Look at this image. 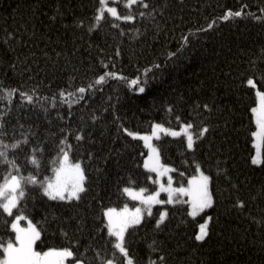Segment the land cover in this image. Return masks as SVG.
Here are the masks:
<instances>
[{"label": "trees", "instance_id": "1", "mask_svg": "<svg viewBox=\"0 0 264 264\" xmlns=\"http://www.w3.org/2000/svg\"><path fill=\"white\" fill-rule=\"evenodd\" d=\"M141 4L138 0L132 5L134 22L105 13L89 32L98 0H0V139L11 143L28 132L30 141L9 148V158L17 159L24 176L32 172L40 180L54 177L64 136L71 145L69 159L80 160L87 177L79 200H53L39 186L26 185V198H20L12 214L0 209V241L14 240L11 220L23 212L41 230L34 244L37 251L70 246L75 240L79 246H71L77 258L84 253L89 264H100L96 252L103 256L112 251L101 208L134 207L138 202L122 192L125 186L144 188L145 193L156 189L154 173L143 166L144 141L123 128L144 133L154 121L171 128L181 122L197 128L208 123L204 136L193 129L194 149H187L183 135L161 134L152 143L161 163L171 165L174 186L185 185L195 174L193 158L202 164L212 177L214 206L191 216L182 201L169 203L161 194L164 203L153 204L152 213L126 231L130 255L134 264L156 261L162 253L167 264H264L261 235L252 221L264 215V198L259 197L264 138L261 163L254 164L255 123L249 112L255 90L264 91V0H148L147 9ZM116 6L126 14L123 0ZM229 9L233 14L220 19ZM142 11L152 15L141 17ZM78 19L84 20L83 27L75 23ZM7 32L19 39L8 37L5 44ZM102 71L120 75L77 93L74 104L52 100L58 88L74 91ZM249 76L253 85L246 83ZM131 79L137 83L129 84ZM5 87L29 94L35 88L46 99L21 100L19 92L9 99ZM76 131L83 137L79 141ZM32 148L38 169L26 160ZM6 171L7 164L0 163V180ZM237 194L247 201L243 211L232 207ZM254 195L257 199H250ZM164 209L168 215L156 225ZM209 215L211 235L196 241L198 225Z\"/></svg>", "mask_w": 264, "mask_h": 264}, {"label": "snow or ice", "instance_id": "2", "mask_svg": "<svg viewBox=\"0 0 264 264\" xmlns=\"http://www.w3.org/2000/svg\"><path fill=\"white\" fill-rule=\"evenodd\" d=\"M118 0H98L99 6L94 10L93 20L88 27L90 32L92 28H95L100 21L104 18L105 13L110 14L112 18L120 21H135L136 12L132 9L133 4H137L138 0H123L124 7L127 9L126 14H121L118 11L117 5ZM141 6L144 9L149 7L148 0H142ZM153 9V13H154ZM152 15V13L139 12L141 17L145 15ZM232 10H226L225 15L220 17V19H227L229 15H232ZM236 16L242 15L241 11H236L234 13ZM78 27L84 26V20L78 19L75 21ZM115 27H119L118 24H114ZM209 23L206 27H211ZM11 37L13 39H19L13 32L6 33L5 44L8 43L7 38ZM186 37L182 36L181 39ZM117 54L118 51H117ZM172 55V53H169ZM104 64V61L101 60ZM119 73L113 71H102L99 74L93 76L92 81H90L86 86L81 85L76 87L74 91H67L65 88H58L56 93L52 95V100H62L69 104H74L76 102L73 99L77 93L83 94L88 89H93L105 81L106 77H119ZM264 77V73H261ZM129 84H136V79H131L128 81ZM246 83L248 85H253L254 80L252 76H249ZM4 93L8 94L9 99H11V94L19 92L21 100H26L33 103H38L39 100H45V97H38V93L35 88L32 89V94L27 91L20 92L18 88H3ZM137 91H143V87L137 88ZM38 97V99H34ZM256 101L253 106L249 108L251 113V119L254 120L255 130L251 132L252 137L264 138V91L255 92ZM67 98V100H65ZM83 99L81 95L78 97ZM209 104L205 103L203 105L204 109H208ZM59 115V114H58ZM71 115V112H69ZM4 116L3 112H0V117ZM64 119L63 116L59 117ZM92 119H96L95 116ZM180 120V117H177ZM0 125H3V121H0ZM23 127V125H21ZM15 128V126H13ZM210 128L208 123H203L199 128L196 127L193 122H181L179 128L166 127L163 123L152 122L150 132H139L130 131L128 128H123V131L129 136L135 138L140 137L144 144L148 148V155L144 158V167L155 172V183L159 185L156 191L149 195H144V188H133L125 186L122 189L123 193L128 196L133 197L136 200L142 202V206L137 205L135 208L129 209L128 205L125 204L122 208L115 207H102L100 218L104 220V225L107 230V240L111 244L112 251L110 254L100 255V252H96V256L99 258L100 264H134V258L130 255L129 247L127 246L126 231L130 226L138 225L141 222L143 212L146 210L149 214L152 213L153 204H163L164 202L158 199V194L160 192H166L168 195L169 203H176L178 200L182 201L186 206L189 215L197 216L198 213H202L206 209H210L215 204V192L211 187L212 177L207 174L202 167V164L198 162L195 158L191 163L195 166L193 175L188 176L187 185L181 184L176 187L173 185V177L168 175L167 184L161 182V177L167 175L171 170V165L161 163L160 152L158 148L152 143L153 137H159L161 132L168 133L172 137H178L183 134L185 138L187 149L195 148V140L197 139L196 133L193 129H196L199 136H204ZM68 131H71L69 129ZM6 135V134H5ZM75 138L79 141L81 140V131L75 132ZM23 142L24 145H29V133L25 132L21 134L20 139H13L11 143L4 139H0V163L7 164V171L4 173L3 179L0 180V209L4 213L12 214L13 210L18 207V201L21 197L26 198V185H36L39 186V190L48 198L60 201H70L73 198L77 200L80 199V194L85 191V182L87 180L86 170L82 166L80 160H76L74 163L69 160V151L71 145L67 143V139L61 136L59 143L64 145L63 148L59 149L57 155L58 166L53 167L54 177H45L43 180L38 179V174H33L30 172L27 176L21 173V165L17 163L15 157L9 158L8 149H17L19 145ZM42 151V149H41ZM36 149L32 148L31 154L26 155V160L30 161L36 168H39L40 161L37 157ZM91 156V153L88 154ZM254 164H259L261 161L257 159L255 155L251 157ZM187 163V161H186ZM218 171H221L218 169ZM148 179H152L151 176ZM226 179L230 177L226 176ZM233 188L236 187L235 184L232 185ZM187 195V200H184V195ZM259 197L264 198V186H261L259 191ZM252 200H256L257 196L250 197ZM247 201L237 194L233 200L232 207L236 208L238 211H243L247 207ZM168 215L167 210H161L159 212V217L156 219V225H161ZM245 215H248L245 213ZM23 216V212L20 215H16L14 219L11 220L10 227L15 230L14 240L9 238L6 242L0 241V250H2V255H0V264H65L67 258H71V264H89V262L84 259V253L80 254V258H77L76 252L73 250L71 245H76L78 242L73 240L70 242V246L66 247H49L44 251H37L34 248L35 242L41 237V230L37 227L35 223L27 216H23L27 220V226L22 227L18 221ZM212 216L204 217L203 221L199 224V230L195 233V240L199 242L205 241L210 237L212 229L210 221ZM253 223L256 225L258 232L261 235V240L259 241L261 246V251H264V215H261L259 219L252 217ZM253 239H255L253 237ZM119 254V255H118ZM148 264H167L166 256L162 253L157 257L156 261L149 260Z\"/></svg>", "mask_w": 264, "mask_h": 264}, {"label": "rangeland", "instance_id": "3", "mask_svg": "<svg viewBox=\"0 0 264 264\" xmlns=\"http://www.w3.org/2000/svg\"><path fill=\"white\" fill-rule=\"evenodd\" d=\"M256 91H258V89H256L255 90V92ZM167 127V126H166ZM171 128V127H170ZM179 127H177V129H178ZM151 131V130H150ZM149 131V132H150ZM161 134H168V133H164V132H161L160 133V135ZM170 135V134H169ZM181 135H183V134H181ZM155 138H157V137H153L152 139H155ZM261 140H262V138L261 137H253V146H254V152H253V155H255L256 157H257V159H259L260 160V157H261ZM155 145V144H154ZM146 148H147V146H146ZM148 155V148H147V153H146V156ZM252 155V156H253ZM145 156V157H146ZM70 160V159H69ZM70 162H72V163H74L73 161H71L70 160ZM148 170H150V169H148ZM150 171H152V170H150ZM153 173H154V179H155V172L154 171H152ZM168 175H171V170L168 172V174L167 175H164V176H162L160 179H161V182L162 183H164V184H167V177H168ZM185 185H187V182H186V184ZM157 187H159V185L158 184H156V189H157ZM176 187H178V186H176ZM156 189L154 190V191H156ZM153 191V192H154ZM152 193V192H151ZM151 193H143L144 195H149V194H151ZM161 194H164L165 195V197H166V200L168 201V195H167V193L166 192H160L159 194H158V199L159 200H163L162 198H161ZM130 198H132V199H134L133 197H131V196H129ZM184 197H186V200H187V195L185 194L184 195ZM134 200H136V199H134ZM138 203L134 206V207H129V209H132V208H135L137 205H140V206H142L143 207V205H142V202L141 201H139V200H136ZM120 208H122V207H120ZM117 209H119V208H117ZM145 213H147V211L145 210L144 212H143V215L145 214ZM199 214V213H198ZM143 215H142V217H143ZM24 216V215H23ZM23 216H21V219L18 221V223L22 226V227H26L27 226V220H25L24 218H23ZM15 218V217H14ZM13 218V219H14ZM202 222V221H201ZM200 222V223H201ZM199 223V224H200ZM14 230V229H13ZM199 230V225H198V229H197V231ZM14 232H15V230H14ZM65 264H71V262H69V261H67V259H66V261H65Z\"/></svg>", "mask_w": 264, "mask_h": 264}]
</instances>
